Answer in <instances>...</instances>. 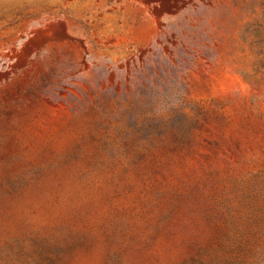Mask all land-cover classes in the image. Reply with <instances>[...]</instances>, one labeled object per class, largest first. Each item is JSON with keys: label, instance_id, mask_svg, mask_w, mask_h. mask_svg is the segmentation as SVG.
Listing matches in <instances>:
<instances>
[{"label": "rangeland", "instance_id": "374dc122", "mask_svg": "<svg viewBox=\"0 0 264 264\" xmlns=\"http://www.w3.org/2000/svg\"><path fill=\"white\" fill-rule=\"evenodd\" d=\"M127 1L0 0V264H264V0Z\"/></svg>", "mask_w": 264, "mask_h": 264}, {"label": "crops", "instance_id": "0c3cea01", "mask_svg": "<svg viewBox=\"0 0 264 264\" xmlns=\"http://www.w3.org/2000/svg\"><path fill=\"white\" fill-rule=\"evenodd\" d=\"M190 0H151L147 3H141L139 0L127 1L125 4L134 10L129 14L125 13L124 34L126 40L132 41L140 46H147L155 37L157 32V10L164 8L177 9Z\"/></svg>", "mask_w": 264, "mask_h": 264}]
</instances>
